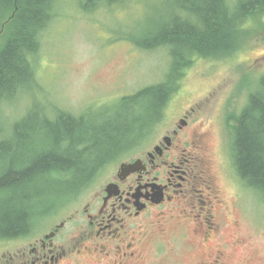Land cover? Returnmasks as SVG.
Here are the masks:
<instances>
[{"label": "rangeland", "instance_id": "374dc122", "mask_svg": "<svg viewBox=\"0 0 264 264\" xmlns=\"http://www.w3.org/2000/svg\"><path fill=\"white\" fill-rule=\"evenodd\" d=\"M56 2V14L41 32L39 49L32 58L37 86L2 103L0 140L10 137L7 134L10 131L12 134V124L22 114L44 113L51 118L50 112L55 109L75 116L84 111L91 118L88 121L96 120V124L117 117L129 127L135 122L132 128L136 131L142 125L136 118H149L156 105L131 101L122 106L121 99L160 82H167L169 89L175 87V108L200 102L198 113L209 119L208 124H215V120L224 118L228 111L238 115L246 106L249 93L258 87V81L264 76V12H257L245 21L248 31L239 37L233 53L228 56L225 51L218 52L217 55L224 56L218 58H214L216 55L189 56L180 45L172 48L179 54V58L176 57L179 68L173 72L168 47L145 50L135 46L130 38L143 37L148 31L164 26L168 12L175 15V4L184 0H119L111 4L95 0ZM223 2L231 16L244 14L231 10L238 0ZM179 95L183 98L180 102ZM103 106L113 111L110 116L92 114ZM228 121L226 119V123ZM226 123L225 153H218L216 149L214 154L219 175L225 171L236 172L233 157L230 160L233 136L230 141L226 138L229 134ZM131 135L118 141L126 143ZM62 178L67 177L48 179V187L55 188L59 185L56 179ZM228 191L233 192V188L229 186ZM240 197L237 207H231L235 197L229 194L228 198L230 215L225 234L231 252L229 264H264V196L258 189L245 185ZM38 210L40 207L34 206L26 212V227ZM233 219L237 220V227L232 224ZM236 235L244 241L234 245ZM163 242V250L156 255L147 247L144 264H197L204 256L200 248L191 250L183 242L175 247L169 238ZM9 245L0 240V253L4 246L12 252Z\"/></svg>", "mask_w": 264, "mask_h": 264}, {"label": "flooded vegetation", "instance_id": "af4514ba", "mask_svg": "<svg viewBox=\"0 0 264 264\" xmlns=\"http://www.w3.org/2000/svg\"><path fill=\"white\" fill-rule=\"evenodd\" d=\"M176 94L160 101L130 141L101 157L75 189L47 202L23 231L0 239L12 249L2 247L0 264H144L147 247L156 255L166 238L173 247L200 248L197 264H229V194L237 207L250 185L237 171L219 175L214 154L225 153L224 123L229 119L230 141V125L243 107L208 124L198 113L202 103L175 108ZM79 115L82 122L91 119ZM235 239L234 245L244 241Z\"/></svg>", "mask_w": 264, "mask_h": 264}, {"label": "trees", "instance_id": "16d2710c", "mask_svg": "<svg viewBox=\"0 0 264 264\" xmlns=\"http://www.w3.org/2000/svg\"><path fill=\"white\" fill-rule=\"evenodd\" d=\"M56 1L0 0V110L3 102L37 86L32 58L39 49L41 32L56 14ZM95 1L111 4L119 0ZM223 5V0L178 2L175 15L168 12L164 26L148 31L143 37L130 38L131 42L145 50L168 47L173 72L179 68L176 61L179 54L172 48L179 45L189 56L224 57L217 55L221 51L228 56L239 37L248 31L245 21L257 12H264V0H238L231 9L244 13L238 16H231ZM172 91L167 82L147 85L134 95L123 97L121 104L146 101L156 105L149 118H136L143 125ZM246 99V106L235 117V125L230 126L232 161L245 184L255 186L264 196V76ZM110 110L103 106L97 114L105 115ZM51 113V118L44 113L22 114L12 124V134L11 131L7 134L10 137L0 140V239L23 231L27 211L66 196L101 157L122 144L119 138L126 139L136 132L132 128L135 122L129 127L117 117L96 124V120L82 122L80 115L63 109ZM61 177L67 178L56 179L59 185L55 188L48 187V179Z\"/></svg>", "mask_w": 264, "mask_h": 264}]
</instances>
